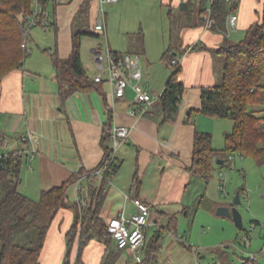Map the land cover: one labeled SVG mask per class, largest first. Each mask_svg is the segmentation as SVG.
<instances>
[{
	"label": "crops",
	"instance_id": "1",
	"mask_svg": "<svg viewBox=\"0 0 264 264\" xmlns=\"http://www.w3.org/2000/svg\"><path fill=\"white\" fill-rule=\"evenodd\" d=\"M134 1L118 2L124 8ZM183 1L189 0H162L170 7L168 14L173 15ZM235 2L239 14L237 29H247L261 19L264 0ZM85 4L92 6L91 0H78L77 5L59 10L68 16V23L62 17V23H58V16L56 18V31L59 28L60 31L55 52L63 58H68L73 51L74 30L78 27L74 16L78 7L85 8ZM205 6L201 1L197 21L190 20L179 31H175L170 20V34L158 40L136 28L128 32L127 44L126 41L121 44L118 38L107 39L112 50L141 55L142 82L154 95L150 105L139 102L131 87L127 88L125 96L113 97L107 81L96 82L95 86L64 98L52 56L44 65L24 63L23 67L0 79V155L36 149L33 158L25 155L19 184L23 193L39 200L45 190L61 185L74 173L84 170L87 172L79 181L69 186L68 199L72 202L85 199L90 204L92 190L104 183L100 216L105 223L119 212L127 216L135 213V198L151 205L146 243L141 249L143 262H137L131 250L119 248L115 239L107 244L93 238L83 250L82 264H158L164 252L170 255L166 259L175 260L166 264H194V256L198 257L199 248L189 238L185 227L193 230L199 208L214 210L215 207L214 200L202 195L205 192L193 185L195 180L201 185L202 181L197 178H203L194 171L196 135L215 133L223 120H227V117L201 111L202 88L222 81L224 57L217 50L233 42L234 32L229 31L227 22L223 29L207 28L200 19ZM167 50L178 54L182 65L179 80L185 85L175 118L167 116L161 98L173 71L164 58ZM81 56L87 74L94 80L98 69L93 49L94 64L82 53ZM114 124L130 128L129 138L117 152L118 167L105 177L91 174L102 163L106 148L112 145L106 128ZM228 126L229 123L225 129H229ZM75 216V211L67 207L44 212L40 223H48L49 230L40 255L41 264H64L67 233ZM79 240L78 236L71 250V264L77 261ZM154 243L160 244L159 250L154 249ZM174 253L176 257L181 255L179 260L172 256Z\"/></svg>",
	"mask_w": 264,
	"mask_h": 264
},
{
	"label": "trees",
	"instance_id": "2",
	"mask_svg": "<svg viewBox=\"0 0 264 264\" xmlns=\"http://www.w3.org/2000/svg\"><path fill=\"white\" fill-rule=\"evenodd\" d=\"M207 4L204 2V6ZM236 4L227 0L214 1L216 24L213 28L223 29L230 11L237 9ZM31 7L32 0H0V79L24 66L28 50L23 45V15ZM205 9L206 6L201 9L202 22ZM169 14L172 19L173 14ZM84 33L91 32L83 27L75 28L73 51L68 58L61 57L58 52L51 54L64 98L76 91L89 89L96 83L87 74L81 56L80 37ZM96 34L100 35L98 32ZM217 52L224 57L223 79L219 84L202 88L201 111L211 116L231 118L234 127L227 133L226 145L222 150L213 147L210 133H197L194 171L206 182L213 176L215 159L221 156V151L230 155L239 153L250 156L264 164V10L261 19L246 29L241 40L226 43ZM164 58L173 71L161 98L167 116L175 118L185 88L179 80L182 65L181 62L173 63V59L179 58L174 50H167ZM111 129L112 126L106 128L110 138ZM109 149L106 148V153ZM220 159L229 161L222 157ZM24 161L25 155L20 151L0 155V264H41L40 255L49 224H41L40 220L47 209L67 207L76 214L75 222L67 233L68 251L64 264H71L70 253L78 236L80 245L75 264H82L83 250L91 239L100 238L107 244L114 239L108 224L100 216L104 183L102 187L92 190L93 201L90 204L83 205L82 200L70 201L68 188L87 172L82 170L61 185L45 190L39 200H33L19 189ZM117 167L118 163L111 164L106 175L114 173ZM156 243L154 249L159 250L160 244ZM241 264L261 262L255 256H249L243 258Z\"/></svg>",
	"mask_w": 264,
	"mask_h": 264
},
{
	"label": "rangeland",
	"instance_id": "3",
	"mask_svg": "<svg viewBox=\"0 0 264 264\" xmlns=\"http://www.w3.org/2000/svg\"><path fill=\"white\" fill-rule=\"evenodd\" d=\"M63 1L58 5V23H62L61 17L68 23V16L61 11L59 13L60 8H69L72 4L77 5L78 2V0ZM201 1L209 3V0L183 1L189 3L190 7L183 9L182 2L172 19L168 14L170 7L164 5L162 0H135L124 8L118 1L108 3L106 11L109 31L108 34H104V32L96 31L94 27L100 2L91 0L92 6L84 13V19H79L84 9L82 5L78 7L77 14L74 16L75 25L83 28L88 26V30L91 32L84 33L80 37L81 53L88 58L91 64H94L92 58L94 47L101 42L106 46L108 38H118L121 44L125 41L127 44L128 32L131 28H136L137 31L141 29L144 35L147 32L149 36L158 40L164 35L170 34L171 20L175 31H179L190 20L197 21L198 6ZM58 31H56V26L50 29L34 27L28 41V55L25 64L44 65L46 60H50V52L56 50ZM97 32H101L100 35H97ZM245 34L246 29L234 30L231 41L238 42ZM223 121L221 128L216 129V134L210 133L213 140L212 145L214 143L215 148L223 149L226 145V133L233 130L234 122L231 119L227 118ZM225 121L229 123V129H225V125H228ZM220 155L229 161L215 162L213 176L208 182L201 177L197 178L202 181L201 185L196 180L193 182L195 188H200L202 193L205 192L202 195L205 194L214 200L215 207L214 210L199 208L195 213L197 218L193 230L190 226L185 227L189 238L199 248L198 257L194 256V264H241L243 258L249 256H255L261 264H264V164L253 157L242 156L239 153H235L232 157L227 152L221 151ZM238 192L241 201L235 204L234 199ZM224 205L235 206L240 210L243 215V227H238L233 217L217 213L218 208ZM183 230L184 228L181 227L182 235ZM192 232L194 233L193 237L191 236ZM168 254L169 252H164L162 254L164 256L158 261V264H166L169 261L173 263L175 260L166 259L170 256ZM172 256L176 257L175 253ZM180 256L176 257V260H179ZM174 264L176 263L174 262Z\"/></svg>",
	"mask_w": 264,
	"mask_h": 264
},
{
	"label": "built area",
	"instance_id": "4",
	"mask_svg": "<svg viewBox=\"0 0 264 264\" xmlns=\"http://www.w3.org/2000/svg\"><path fill=\"white\" fill-rule=\"evenodd\" d=\"M119 0H99L100 7L98 10L97 20L94 25L96 31L106 33L108 25V13L106 4L117 2ZM215 0H209L203 13L204 25L207 28H213L216 20L213 17V3ZM234 3L235 0H227ZM63 0H32V7L23 15L24 20V42L23 45L28 50V41L31 31L34 27H42L50 29L56 25L57 8ZM52 6V8H51ZM89 9L85 4V8L81 13V18L84 19V13ZM239 25V14L235 9H232L227 17V26L229 31H234ZM85 27L83 29H88ZM100 32V33H101ZM103 43L98 44L93 48V55L98 69L97 75L94 77L96 82L107 81L111 86L113 97H123L126 95L128 87L135 91L136 99L145 104L150 105L154 101L153 93L145 88L143 80V70L141 63V55L137 52H119L112 50L108 43L106 46ZM179 58L173 59L174 64H179ZM163 94V93H162ZM29 138L31 133H29ZM130 128L124 125L114 124L111 129L112 145L109 151L105 154L102 163L92 172L95 175L105 177L107 169L111 164L117 165V152L119 147L129 138ZM26 138V137H25ZM35 148L27 151H20L24 155H28L31 159L34 156ZM116 168V166H115ZM113 173V172H112ZM222 188H224L222 186ZM134 202L137 210L130 216L124 212H119L109 223L108 230L116 240L119 248H127L131 250L137 262H143L144 258L141 254V249L146 243V234L150 224L151 205L146 201L135 198ZM83 205H88L87 200L82 201Z\"/></svg>",
	"mask_w": 264,
	"mask_h": 264
},
{
	"label": "water",
	"instance_id": "5",
	"mask_svg": "<svg viewBox=\"0 0 264 264\" xmlns=\"http://www.w3.org/2000/svg\"><path fill=\"white\" fill-rule=\"evenodd\" d=\"M182 8H188V3L186 2H183L182 3ZM224 159H220L218 158L217 159V163H224ZM241 201V198H240V193L238 192L235 196V199H234V203L237 204ZM217 213L220 214V215H227V216H231L233 217L236 225L238 227H243V215L242 213L240 212V210L237 209V207H229V206H220L217 210Z\"/></svg>",
	"mask_w": 264,
	"mask_h": 264
}]
</instances>
